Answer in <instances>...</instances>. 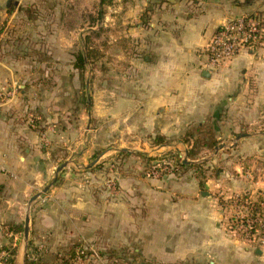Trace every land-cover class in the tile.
<instances>
[{"label":"crops","instance_id":"1","mask_svg":"<svg viewBox=\"0 0 264 264\" xmlns=\"http://www.w3.org/2000/svg\"><path fill=\"white\" fill-rule=\"evenodd\" d=\"M117 1L114 21L109 17L112 22L105 26L114 24L116 58L129 60V76L115 73L114 85L94 99L100 128L98 137L88 140L90 103L83 100L86 89L79 91L69 53L73 32L61 38L51 20L50 34L44 35L48 55L32 62L41 69L32 71L18 54L28 42L25 30L34 24L23 9L38 0H0V250L14 247V264H24L30 238L42 252L74 240L95 248L132 242L146 264H264L262 248L206 246V228L218 214L215 208L204 212L208 193L198 198L196 179H147L120 170V195L111 201L95 191H102L100 177L90 171L113 151L106 146L124 140L149 156L171 150L185 154L180 136L207 119L226 138L252 126L261 129L264 49L242 52L215 71L203 64L216 29L243 15L264 14V0ZM155 137L171 144L156 145ZM250 188L264 190V181Z\"/></svg>","mask_w":264,"mask_h":264},{"label":"rangeland","instance_id":"2","mask_svg":"<svg viewBox=\"0 0 264 264\" xmlns=\"http://www.w3.org/2000/svg\"><path fill=\"white\" fill-rule=\"evenodd\" d=\"M106 4L100 6L99 0H38L35 4L31 5L32 15L30 18L28 12L30 9H26L31 6H27L23 9L25 17L30 21L33 26L28 27L27 45L19 51L18 56L22 58L23 62L31 68L32 71H40L36 69V65H32V62L39 59H46V54L49 50V45L45 38L50 34V22L53 20V24L57 22L59 29V36L66 39L68 35L70 37L71 32L74 35L73 48L69 50V53L75 57L79 52H84L88 55L87 63L82 71L75 69L76 76L78 78V85L80 92L82 93L85 103H90V129L86 132L87 138L96 139L98 137V130L100 125L95 116L94 111V99L99 96V92L103 87H112L115 81V73L123 71L126 76H129V60L125 63L118 60L116 56L119 53V49L116 47L114 41L116 34L114 30V24L105 26V23L114 21L113 10L116 7L117 0H106ZM26 10V11H25ZM102 10V16L99 21L96 20L97 13ZM68 13V16H67ZM112 18V20L109 19ZM72 19V20H71ZM54 20H56L54 22ZM72 21L74 24L73 31H67V21ZM33 21V22H32ZM36 22V23H35ZM40 22V25H39ZM93 22V23H92ZM90 25L93 27V31L100 29L98 37L89 36ZM30 31H33L32 33ZM34 36H31L32 34ZM23 38V37H22ZM127 53H130V46H126ZM34 58V60H32ZM80 102V101H79ZM82 102V100H81ZM78 103V101H77ZM219 144L213 150H203L198 156L197 160L190 162L187 159L186 153L189 146L186 145L185 154H179V159L182 161L187 160L188 164L195 165L187 169H182L175 163L170 156L166 153L174 152V150L168 151L164 154H158L155 161L147 162L142 157H137L131 148L133 144L129 141H122L118 144H109L106 146L109 150H113L108 158L95 163L90 168L92 174L101 176L103 173H107L110 165L115 164L114 171H117V175L120 172L136 171L139 175L147 179H161L164 177L180 178L186 175L187 178H194L198 182V198L201 197L200 192H206L208 195L203 196L204 212H209L210 209L215 208L217 212L216 218L212 220L211 225L206 229H209L208 235L204 234L203 242L206 246H215L218 244L232 247H243L244 249L249 247L250 249H264V238L259 236V232H255L252 237L247 232L246 234L238 233L235 228L237 224V218H243L244 212L241 208V200L238 205L236 204L238 199L242 198L245 194H249L251 197H256L259 192L264 190H257L252 187L255 181H264V125L261 129L257 126H252L250 129L246 128L244 131H240L238 134H231L230 138L221 137V129L218 128ZM259 132V134H258ZM241 134H248L246 138H242L235 142V138ZM235 143V146L232 145ZM120 144L124 147L116 149ZM168 144H171L168 143ZM167 144V145H168ZM223 144L224 148L215 151V149ZM127 150L129 156H121L120 153L123 149ZM101 151H104L103 149ZM95 154L92 159L96 158ZM149 156V154H145ZM184 164V163H183ZM138 168V169H137ZM140 169V170H139ZM89 171V172H90ZM157 171L158 175L153 177L151 173ZM127 172V173H128ZM98 180H101L99 178ZM203 184L200 185L199 182ZM117 195L105 194V199L115 201L119 198L120 192L118 189V182L116 178ZM102 193V191L95 190ZM247 217V215H246ZM234 218H236L234 220ZM251 220H247L246 223L251 225ZM246 224V225H247ZM238 226V224H237ZM204 229V230H206ZM239 229V228H237ZM209 238V239H208ZM109 249L116 253V257L122 259L123 264H146V258L142 254L140 247L135 243H125L123 245H116L111 247L105 244ZM96 251H102L99 247H90ZM100 249V250H99ZM115 257V258H116ZM86 264V263H85ZM94 264H111L102 257Z\"/></svg>","mask_w":264,"mask_h":264},{"label":"trees","instance_id":"3","mask_svg":"<svg viewBox=\"0 0 264 264\" xmlns=\"http://www.w3.org/2000/svg\"><path fill=\"white\" fill-rule=\"evenodd\" d=\"M110 1V0H108ZM106 0H99L100 6L105 5ZM33 7H28L26 9H30L28 12V16L32 15ZM26 11V10H25ZM102 10L97 13V18L95 21H99L102 16ZM262 14V13H257ZM68 16V13H67ZM72 20V19H71ZM67 21L66 29L67 31H73L74 24L72 21ZM92 22V23H93ZM89 36L98 37L100 29L98 31H93V27L90 25ZM88 55L84 52H79L74 61V68L82 71L87 63ZM218 127L214 125V123L207 119L202 124H195L188 126L183 134L180 136V143L189 146L187 150L186 157L190 162L197 160V156L203 150H213L219 144V136H218ZM170 141H165L161 137H155L154 144L156 145H167ZM137 157H142L148 163L155 161L156 157H150L145 154L136 152L134 153ZM167 156H170L171 159L175 161L177 165H179L182 169L192 168L195 165L193 164H183L179 159L178 152H170L166 153ZM121 156H129L127 152H121ZM200 185L203 183L200 181ZM241 200V208L244 212L243 218H234L238 224H235L236 231L238 233L246 234V226L248 227V233L252 237L255 232H259V236L264 238V192H259L256 197H251L249 194H245L242 198L238 199L237 205ZM247 215V217H246ZM247 220H251V225L246 223ZM247 224V225H246ZM239 228V229H237ZM99 247L102 251H96L99 259L104 257L108 263L111 264H123L122 259L116 257V253L109 249L105 243H101ZM99 249V250H100ZM6 254L5 262L7 264H14V259L16 256V249L14 247L3 248L0 250V253ZM92 254L90 247L84 246L83 242L79 240L71 241V243L63 248H59L53 252H42L39 251V248L34 245L33 240L30 238L27 243V253L24 259V264H72L76 262L77 258H81L82 260H86ZM116 257V258H115ZM96 261L89 260L87 264H94Z\"/></svg>","mask_w":264,"mask_h":264},{"label":"built area","instance_id":"4","mask_svg":"<svg viewBox=\"0 0 264 264\" xmlns=\"http://www.w3.org/2000/svg\"><path fill=\"white\" fill-rule=\"evenodd\" d=\"M264 49V14L243 15L220 25L205 47L206 61L203 68L207 71H215L225 63L231 61L242 52H253ZM115 164H111L107 173L101 174V186L104 194L117 195ZM0 173L4 169L0 167ZM153 177L157 171L151 173ZM43 251V247H38ZM92 254L85 261L77 258L72 264H87L89 260H100L96 250L91 249ZM5 253H0V264H7Z\"/></svg>","mask_w":264,"mask_h":264},{"label":"water","instance_id":"5","mask_svg":"<svg viewBox=\"0 0 264 264\" xmlns=\"http://www.w3.org/2000/svg\"><path fill=\"white\" fill-rule=\"evenodd\" d=\"M247 136H248V134L238 135V136L235 138V142H237L238 140H240V139H242V138H244V137H247ZM232 146L234 147V146H235V143H234ZM222 148H224V145H223V144H220V145L215 149V151H217V150H219V149H222ZM126 151H127V150H123L122 152H126ZM183 163H184V164H188V163H190V162H188L187 160H184ZM65 166H66L65 163L61 164V165L56 169V174H58V173H59V172L65 167ZM55 181H56V178H54L53 181H52L50 184H48L46 187H44L43 190H42L40 193L34 195V196L31 198L30 203H31L32 201H34L36 198H38L40 195L45 194V193L48 191V189H49V188L55 183ZM28 222H29V215H26V217H25V221H24V228H23V239H24V242H25V243H26L27 240H28V230H29Z\"/></svg>","mask_w":264,"mask_h":264}]
</instances>
